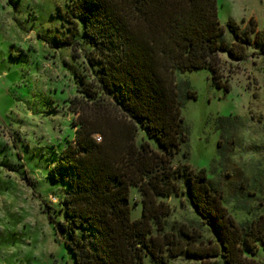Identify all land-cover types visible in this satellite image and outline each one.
Instances as JSON below:
<instances>
[{
    "label": "trees",
    "instance_id": "trees-1",
    "mask_svg": "<svg viewBox=\"0 0 264 264\" xmlns=\"http://www.w3.org/2000/svg\"><path fill=\"white\" fill-rule=\"evenodd\" d=\"M66 7V19L78 22L90 46L83 58L91 78L80 79L67 101L73 139L49 168L51 180L65 185L60 219L42 208L54 242L72 264H167L178 257L259 264L244 254L264 246V216L235 223L204 169L187 164L181 109L196 96L176 74L204 69L213 87L227 91L215 82L218 54L239 61L253 46L254 55L264 56V30L253 19L242 27L227 21L232 43L226 45L216 0H71ZM217 153L228 161L220 141ZM132 189L140 205L136 220ZM181 196L197 218L189 226L167 223L164 200ZM202 226L212 239L202 238Z\"/></svg>",
    "mask_w": 264,
    "mask_h": 264
},
{
    "label": "rangeland",
    "instance_id": "rangeland-1",
    "mask_svg": "<svg viewBox=\"0 0 264 264\" xmlns=\"http://www.w3.org/2000/svg\"><path fill=\"white\" fill-rule=\"evenodd\" d=\"M70 1L0 0V264H72L42 212L44 205L60 219L65 185L51 180L49 168L73 139L67 101L77 95L80 79L91 78L83 58L90 46L78 22L65 17ZM216 16L222 41L231 45L225 23L242 27L253 19L264 30V0H216ZM254 51L247 47L239 61L218 54L215 82L227 91L212 86L207 70L176 74L196 96L181 109L187 164L204 169L235 223L264 216V56ZM218 118L227 123L218 126ZM218 141L228 161L219 158ZM135 199L132 189L131 220L140 216ZM164 201L171 210L168 224L197 220L185 196ZM201 232L204 240L213 238L209 227ZM244 255L264 264V246ZM167 264L198 263L178 257Z\"/></svg>",
    "mask_w": 264,
    "mask_h": 264
},
{
    "label": "built area",
    "instance_id": "built-area-1",
    "mask_svg": "<svg viewBox=\"0 0 264 264\" xmlns=\"http://www.w3.org/2000/svg\"><path fill=\"white\" fill-rule=\"evenodd\" d=\"M96 140H99L98 138H96Z\"/></svg>",
    "mask_w": 264,
    "mask_h": 264
}]
</instances>
